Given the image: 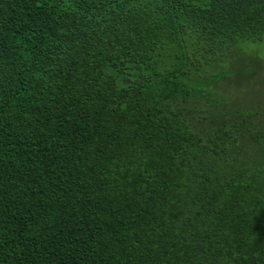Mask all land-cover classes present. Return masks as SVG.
I'll return each instance as SVG.
<instances>
[{"label": "trees", "instance_id": "1", "mask_svg": "<svg viewBox=\"0 0 264 264\" xmlns=\"http://www.w3.org/2000/svg\"><path fill=\"white\" fill-rule=\"evenodd\" d=\"M264 0H0V264H264V128L203 83Z\"/></svg>", "mask_w": 264, "mask_h": 264}, {"label": "rangeland", "instance_id": "2", "mask_svg": "<svg viewBox=\"0 0 264 264\" xmlns=\"http://www.w3.org/2000/svg\"><path fill=\"white\" fill-rule=\"evenodd\" d=\"M224 54L220 68L209 71L203 83L218 80L216 93L228 104L231 114L242 112L247 126L264 128V38L247 40Z\"/></svg>", "mask_w": 264, "mask_h": 264}]
</instances>
